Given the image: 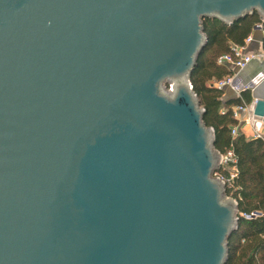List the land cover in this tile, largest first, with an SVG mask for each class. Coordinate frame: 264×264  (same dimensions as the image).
I'll return each mask as SVG.
<instances>
[{
  "label": "water",
  "instance_id": "water-1",
  "mask_svg": "<svg viewBox=\"0 0 264 264\" xmlns=\"http://www.w3.org/2000/svg\"><path fill=\"white\" fill-rule=\"evenodd\" d=\"M254 11L264 22V0H0V264H225L238 204L190 77L202 18ZM255 64L238 74L264 121V60L241 75Z\"/></svg>",
  "mask_w": 264,
  "mask_h": 264
},
{
  "label": "trees",
  "instance_id": "trees-1",
  "mask_svg": "<svg viewBox=\"0 0 264 264\" xmlns=\"http://www.w3.org/2000/svg\"><path fill=\"white\" fill-rule=\"evenodd\" d=\"M259 23L264 30L258 11L231 24L216 17L202 18L207 41L190 77L193 90L205 110L203 121L214 130L215 149L221 154L231 150L235 155V162H228L216 171L229 179L232 168L236 169L235 177L226 184V194L237 201L238 228L228 240L225 264H264V139L247 136L241 130L232 134L238 124L232 108L243 101L250 103L252 91L245 89L241 97L225 101L224 90L214 85L235 73L232 67L219 64L218 59L232 53L234 45H244ZM262 49L264 51V37Z\"/></svg>",
  "mask_w": 264,
  "mask_h": 264
},
{
  "label": "built area",
  "instance_id": "built-area-1",
  "mask_svg": "<svg viewBox=\"0 0 264 264\" xmlns=\"http://www.w3.org/2000/svg\"><path fill=\"white\" fill-rule=\"evenodd\" d=\"M255 29H262V23L256 25ZM264 31V30H263ZM253 40L252 34L247 37L244 45H234L232 47V53L222 55L218 59V63L222 65H228L235 70V73L232 76H228L222 80L216 81L214 85L219 89H227L231 88L233 91L237 93L238 96L241 97V92L245 89H251L253 94L254 87H249L247 85H243L242 79L239 77L238 71L245 68L251 61L255 58H260L264 56V53L261 54H245L244 50L249 43ZM257 103V98L253 96V99L250 103L243 101L241 104H237L233 106V115L234 118L237 119L238 124L232 129V134L236 135L241 128L244 126H249L251 128V137H260L264 139V121L262 119L257 118L254 114V108ZM228 162H235V155L233 151H228L226 154L220 153V167L226 165ZM231 173V177L229 179H225L224 177L217 175L222 181L226 184L230 183L231 180L236 175V169L233 167ZM234 199V198H233ZM235 200V199H234ZM257 215L258 213H253ZM247 217H250L246 215Z\"/></svg>",
  "mask_w": 264,
  "mask_h": 264
},
{
  "label": "crops",
  "instance_id": "crops-1",
  "mask_svg": "<svg viewBox=\"0 0 264 264\" xmlns=\"http://www.w3.org/2000/svg\"><path fill=\"white\" fill-rule=\"evenodd\" d=\"M264 37V31L262 29H255L252 33L253 40L251 43L247 45V47L244 50L245 54H261L264 53L262 49V41ZM264 60V56L260 58H255L253 61L256 62L255 65H252L249 67L248 71L241 72V75L243 76V79H252V80H258L262 77V69L259 65V62H262ZM251 61V63L253 62ZM243 81V80H242ZM237 93L233 91L231 88H227L224 90V100H229L232 98L237 97ZM241 131H243L247 136L251 135V128L249 126H244L241 128Z\"/></svg>",
  "mask_w": 264,
  "mask_h": 264
},
{
  "label": "rangeland",
  "instance_id": "rangeland-1",
  "mask_svg": "<svg viewBox=\"0 0 264 264\" xmlns=\"http://www.w3.org/2000/svg\"><path fill=\"white\" fill-rule=\"evenodd\" d=\"M263 76V75H262ZM258 80H260V78L258 79ZM173 85V83L172 82H170V83H166V84H164V87H166V89H171V86ZM163 88V87H162ZM233 169V168H232ZM233 171V170H232ZM217 175H218V173H217ZM227 198L229 199H233V197H231V196H228L227 195ZM224 200L226 201L227 199L226 198H224Z\"/></svg>",
  "mask_w": 264,
  "mask_h": 264
}]
</instances>
